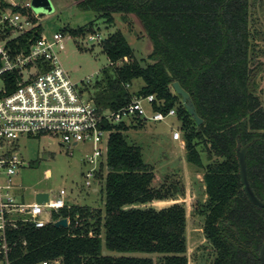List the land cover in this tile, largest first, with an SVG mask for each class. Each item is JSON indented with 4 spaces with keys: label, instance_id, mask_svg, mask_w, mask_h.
<instances>
[{
    "label": "trees",
    "instance_id": "16d2710c",
    "mask_svg": "<svg viewBox=\"0 0 264 264\" xmlns=\"http://www.w3.org/2000/svg\"><path fill=\"white\" fill-rule=\"evenodd\" d=\"M71 1L93 11L106 24L117 20L123 28L134 30L137 23L138 38L149 40L150 48L140 62L119 29L101 39L99 45L109 65L101 68L90 97L99 107L115 109L133 95L153 94V109L174 108L185 159L202 168L206 198L198 211L203 216L204 237L214 250L210 264H262L257 254L264 239V207L251 203L243 192L236 156L237 142L248 143L247 176L254 194L262 199L264 87L257 76L264 72V45H260L264 29L258 26L256 0ZM262 15L264 20V6ZM94 22L69 32H92ZM41 29L38 25L34 35ZM123 58L127 60L115 64ZM136 78L143 83L130 91ZM174 81L189 94L199 123L174 92ZM144 121L134 118L112 125L104 163L95 173L100 176L104 170L99 178L103 209L65 202L51 213L54 219L67 218L65 227L25 223L10 229V264L43 259L53 264H187L185 209L172 199L182 187L172 180L166 182V177L154 184L152 165L123 133ZM156 199L170 204L139 206ZM102 242L111 251L153 255L104 254Z\"/></svg>",
    "mask_w": 264,
    "mask_h": 264
},
{
    "label": "built area",
    "instance_id": "2783aa9c",
    "mask_svg": "<svg viewBox=\"0 0 264 264\" xmlns=\"http://www.w3.org/2000/svg\"><path fill=\"white\" fill-rule=\"evenodd\" d=\"M38 20L29 1L17 5L13 0H0V264H10V229L25 223L34 227L52 223L57 219L52 218V211L66 202L63 189L52 196L47 192V200L40 203L16 199L13 176L21 162L11 147L19 135L56 136L64 144L89 143L91 152L85 160L91 166L84 175V184L89 186L105 158L106 140L113 124L134 118L160 121L175 115L173 107L166 112L153 109V94L133 95L129 102L115 109L97 106L60 63L64 33L46 35L41 29L35 36ZM88 81L86 77L85 82ZM171 139L184 148L177 129L171 130ZM53 263L56 262L43 259L33 264Z\"/></svg>",
    "mask_w": 264,
    "mask_h": 264
},
{
    "label": "rangeland",
    "instance_id": "374dc122",
    "mask_svg": "<svg viewBox=\"0 0 264 264\" xmlns=\"http://www.w3.org/2000/svg\"><path fill=\"white\" fill-rule=\"evenodd\" d=\"M13 1L17 5L29 1V8L39 16L38 22L44 34L50 35L61 28L65 29L64 47L59 52V60L70 79L77 82L81 88H85V95L92 93V84L99 78L101 68L109 65L99 45L101 39L119 29L129 42L134 58L140 62L150 48L147 37L138 38L135 33L134 30L139 29L137 23L134 24V30L128 26L123 28V24L117 20L113 24H106L101 18H95L93 11L82 10L71 0H50L52 11L42 14L34 9L30 0ZM255 3L258 26L264 29L262 15L264 0H256ZM92 19H95L91 27L92 32H82L78 35L69 32ZM91 35L99 37L90 39ZM260 45H264V42H260ZM262 60L264 64V57ZM86 77H89L88 82H85ZM257 77L261 88L264 87V72ZM142 83L140 78L133 79L129 90H136ZM180 125L179 119L173 115L160 121L146 120L141 126L128 127L123 133L128 140L140 147L143 160L152 165L155 174L154 184L166 177V182L172 180L178 188L182 187V192H176L172 199L173 203L177 202L185 209L187 255L190 264H210L214 250L204 237L203 216L198 211L206 198L201 180L202 168L187 162L185 149L178 141L171 139L173 129H177L182 138ZM11 149L21 162L18 173L13 176L14 193L18 201L31 203L34 201L36 191H46L52 196L57 194L59 189H63L67 204H88L103 209V181L101 182L99 178L104 176V170L100 176L90 180L89 186L84 184L85 171L91 166L85 160L86 154L91 152L89 143L64 144L56 136L19 135ZM104 160L105 158L101 160V164ZM169 204H161L156 199L139 206L160 208ZM101 252L111 255H153L144 252L111 251L104 247L103 242Z\"/></svg>",
    "mask_w": 264,
    "mask_h": 264
},
{
    "label": "water",
    "instance_id": "95a60500",
    "mask_svg": "<svg viewBox=\"0 0 264 264\" xmlns=\"http://www.w3.org/2000/svg\"><path fill=\"white\" fill-rule=\"evenodd\" d=\"M31 5L34 7L35 10L39 11L40 14L44 12H50L53 9L52 3L50 0H30ZM172 88L176 94L180 96L181 103L185 107L186 111L191 115V117L199 123L201 121L200 117L196 114L194 106L190 100L189 94L179 85L178 82H172ZM248 143L240 145L237 142L236 146V156H237V163H238V175L239 181L242 186V190L245 193L247 199L259 207H264V192L262 199H259L253 192L252 188L250 187L248 176H247V167H246V151H247ZM48 193L46 191H36L34 193V201L37 203L44 202L47 200ZM55 227L62 226L65 227L67 225V218L59 217L52 222ZM257 259L264 264V239L260 245L258 250Z\"/></svg>",
    "mask_w": 264,
    "mask_h": 264
},
{
    "label": "crops",
    "instance_id": "0c3cea01",
    "mask_svg": "<svg viewBox=\"0 0 264 264\" xmlns=\"http://www.w3.org/2000/svg\"><path fill=\"white\" fill-rule=\"evenodd\" d=\"M187 245V243H186ZM186 254H187V249H186ZM187 264H190L189 256L187 255Z\"/></svg>",
    "mask_w": 264,
    "mask_h": 264
}]
</instances>
